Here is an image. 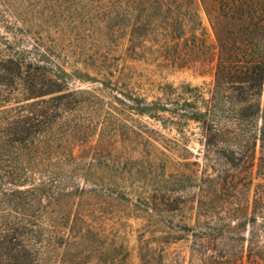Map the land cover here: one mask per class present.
Here are the masks:
<instances>
[{"label": "rangeland", "instance_id": "rangeland-1", "mask_svg": "<svg viewBox=\"0 0 264 264\" xmlns=\"http://www.w3.org/2000/svg\"><path fill=\"white\" fill-rule=\"evenodd\" d=\"M206 2L178 0L161 11H141L83 0H0V52L46 54L68 71L71 91L85 92L84 105L43 138L77 128L63 152L81 155L82 170L66 188L98 191L83 197L77 238L83 244L64 253L67 264H144L150 257L160 264L161 254L165 264H201L198 251L208 255V192L214 189L208 176L225 184L232 172L221 165L220 149L208 148L198 123L139 114L146 102L182 101L185 85L208 96L216 40ZM104 14L113 18L108 31L98 20ZM170 18L184 25L189 42L161 27L147 32L145 26ZM193 59L200 62L186 63ZM166 85L175 90L167 94ZM61 250L51 254L62 256Z\"/></svg>", "mask_w": 264, "mask_h": 264}, {"label": "trees", "instance_id": "trees-1", "mask_svg": "<svg viewBox=\"0 0 264 264\" xmlns=\"http://www.w3.org/2000/svg\"><path fill=\"white\" fill-rule=\"evenodd\" d=\"M83 1L90 6L126 4L141 11H161L166 2L178 3ZM194 1L198 7L207 5L206 0ZM207 13L216 40V52L208 56L214 73L208 96L199 87L185 85L179 93L185 97L182 101L146 102L139 114L161 120L170 113L176 120L198 123L208 148H219L221 165L232 172L225 184L208 176L214 188L208 192V255L198 251L197 261L264 264V0H208ZM104 15L98 20L108 31L113 18ZM170 19L150 23L147 32L161 27L166 36L189 42L184 25ZM68 77V71L46 54L0 52V264H54V258L67 264L61 259L64 253L78 252L83 244L79 240L83 197L98 191L66 188L67 180H75L82 170L81 155L63 152L67 139L78 137L79 130L69 128L43 140L85 103V92L71 91ZM166 89L167 94L175 90L171 85ZM60 150L61 156H55ZM101 193L110 197L107 190ZM121 196L117 193L119 201ZM60 249L62 256L51 254ZM152 258L144 264H154ZM161 258L160 264H165L162 254Z\"/></svg>", "mask_w": 264, "mask_h": 264}]
</instances>
